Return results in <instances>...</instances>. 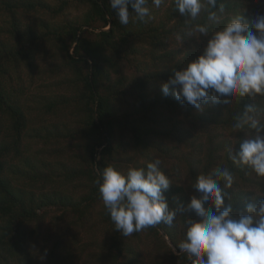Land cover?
<instances>
[{
    "label": "trees",
    "instance_id": "1",
    "mask_svg": "<svg viewBox=\"0 0 264 264\" xmlns=\"http://www.w3.org/2000/svg\"><path fill=\"white\" fill-rule=\"evenodd\" d=\"M249 2L217 0L212 8L201 0V12L193 19L176 11L174 0H164L159 8L149 0L147 23L135 21L133 13L129 24L121 25L109 0H0V264L65 263L71 255L69 243H63L66 232L40 260L28 248L25 228L41 222L52 205L87 216L97 204V220L106 238L97 245L95 264H142L137 252L142 233L157 241H165L166 235L178 253L168 248V255L177 264H190L178 246L185 239L186 221L196 217L178 206L199 195L194 188L199 175L212 174L217 168L231 172L232 186L225 188L221 180L220 187L233 216L249 201L264 199V177L247 165L233 163L228 155L243 139L255 135L247 125L239 130L233 127L245 105L256 107L264 126V96L223 97L229 102H209L197 111L160 89L173 70L201 55L207 40L231 19L239 16L251 27L254 17L264 13V2ZM17 8L43 9L49 18H38L41 28L33 29L14 15ZM210 11L217 20L209 19ZM197 25L208 28L207 37L194 31ZM40 40L53 41L50 44L59 52L64 70L62 83L67 86L62 92L30 96L19 72L17 83L6 80L12 65L15 71L21 65L36 67ZM66 110L72 117L61 124L45 115ZM62 138L80 140L82 153L70 156L77 159L75 163L64 161ZM36 139L43 146H35ZM156 160L170 179L164 195L176 218L171 226L161 223L124 237L115 230L95 181L109 165L126 173ZM71 183L82 188L79 195L70 192ZM41 208L44 213L39 214Z\"/></svg>",
    "mask_w": 264,
    "mask_h": 264
},
{
    "label": "clouds",
    "instance_id": "2",
    "mask_svg": "<svg viewBox=\"0 0 264 264\" xmlns=\"http://www.w3.org/2000/svg\"><path fill=\"white\" fill-rule=\"evenodd\" d=\"M148 2L109 0L121 25H128L133 13L135 21L147 23L151 19ZM151 3L159 8L164 0ZM206 3L215 8L217 0ZM174 4L181 15L193 19L202 9L201 0H174ZM209 19L217 20L216 13L210 11ZM194 31L207 37L208 28L204 25H197ZM160 89L163 95H171L197 111L209 102L228 103L223 97L264 96V14L255 16L251 27L239 16L231 19L207 40L201 55L182 69L173 70L169 79L160 83ZM245 125L254 129L255 135L230 149L229 159L264 177V126L252 104L245 105L233 127L239 130ZM160 163L149 162L146 168H129L126 173L109 165L95 181L115 230L122 236L161 223L171 226L175 220L177 212L169 208L164 195L171 182L161 171ZM221 180L225 188L232 186V174L227 168L199 175L194 185L199 195L192 196L187 205L178 206L184 212H194L196 217L186 221L185 239L180 242L179 251L188 255L190 264H264V199L249 201L238 216H233L232 205L225 204Z\"/></svg>",
    "mask_w": 264,
    "mask_h": 264
},
{
    "label": "rangeland",
    "instance_id": "3",
    "mask_svg": "<svg viewBox=\"0 0 264 264\" xmlns=\"http://www.w3.org/2000/svg\"><path fill=\"white\" fill-rule=\"evenodd\" d=\"M50 3H54L55 0H45ZM251 5L259 4L264 2V0H249ZM256 3V4H255ZM1 5L5 8L3 2ZM167 7V5L165 6ZM264 10V9H263ZM6 12V15H11L10 12ZM16 16H20L23 19V23L29 24L33 29H40L38 18L46 16L49 18V15H46L44 10L41 9L40 12L27 11L22 8H17L14 10ZM264 14V13H263ZM261 15V14H259ZM41 41V40H40ZM53 41H41L38 45V50L36 51L37 62L36 67L28 69L24 65H21L17 71L15 68L11 67L9 70L10 77L7 76L8 83H17V72H19L22 82L28 87L27 94L33 95L34 93H57L64 91V87L67 86L62 83L63 78L62 74L64 72L63 68L60 66V54L56 50L55 46L52 45ZM61 71V72H60ZM64 77V76H63ZM67 111V112H66ZM59 113H46L47 120L51 122H69L70 111L66 110ZM35 116V113H32ZM43 115L42 117H44ZM176 119V118H175ZM183 127L186 128V121L183 119ZM193 131H190V134H193ZM35 146L41 147L43 143L39 140H35ZM80 140L74 138H62L61 147H63V159L64 161H72L74 157L72 155H77L82 153L79 149ZM77 143V144H76ZM53 144L51 142L47 145V148ZM177 146V143H176ZM179 151H182V147L177 146ZM184 153V152H183ZM77 159L72 161L75 163ZM79 162V161H78ZM76 184V182H74ZM73 192L70 191L73 195L77 196L81 193L82 188L75 186L71 183ZM33 189H37L34 187ZM99 209L98 204L95 206V209H91L90 215L80 216L73 209L67 208L66 210L58 208V206H53L50 209H47V213L44 215L43 220L38 223H31L25 228L24 237L26 242L29 243L28 248L34 255L35 258L45 257L48 253L49 247L53 244L57 237L60 236L62 232H66V241L70 246L71 255L67 256L65 263L63 264H95L97 262V254L99 252L100 242L106 238L105 231L101 227L100 223L97 220L96 212ZM39 214L44 213L42 208L37 211ZM59 217V218H58ZM33 229L36 233H33ZM162 233V232H161ZM77 235V236H75ZM163 235V234H162ZM165 241L155 240L154 236L147 233H142L140 238L139 245L137 246L138 258L142 264H177V260L173 259L168 255V248L172 249V252L178 254L175 251V247L171 244L168 237L163 235ZM159 237V236H158ZM76 240V243H75ZM100 241V242H99ZM45 259V258H44ZM41 260V259H40Z\"/></svg>",
    "mask_w": 264,
    "mask_h": 264
}]
</instances>
